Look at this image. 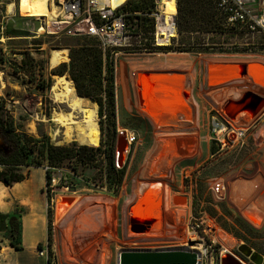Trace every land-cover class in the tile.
<instances>
[{
  "label": "rangeland",
  "instance_id": "rangeland-1",
  "mask_svg": "<svg viewBox=\"0 0 264 264\" xmlns=\"http://www.w3.org/2000/svg\"><path fill=\"white\" fill-rule=\"evenodd\" d=\"M128 1L131 0L116 3V6ZM54 2L58 14V0ZM9 3L15 5L14 13L1 12V7L8 11ZM18 3V0H0V117L6 123L13 121L17 133L50 140L58 146L76 142L78 145L99 147L101 140L108 141L112 133L106 129V121L99 115V106L92 100L80 97L86 112L94 114L100 130L96 146L82 142L76 136H65V129H59L53 122L54 118L72 112L70 100L57 99L52 87L58 77L73 84L68 74L59 76L54 71L63 63L69 64L70 48L76 45L75 39L45 34L36 40L41 46H33L30 31L39 22H36L35 17L22 16ZM168 4L169 0H155V11H166ZM123 5L117 9L121 10ZM120 12L126 13L123 10ZM62 16H59L58 21L64 20ZM141 17L153 19L149 15ZM38 18L42 22L55 20L51 16ZM135 25L130 27L131 34L133 29L139 32L136 31V35L126 41V46L118 50L115 67L116 132L117 136H125V153L120 167L117 164L119 168L126 169L121 188L115 193L110 191L106 177L108 161L103 153H97L93 167L73 168V163L65 162L61 167L52 169L51 185L55 184L52 188L46 185L44 168L31 171L27 184L29 191L32 190L34 202L41 212L46 211L47 224L48 218L51 221L52 245L56 248L54 250L51 247L53 262L117 264V255L122 250L182 247L179 244L186 240L187 225L200 220L215 224L229 235L221 236L229 246L245 244L264 257V110H258V114L250 113V117H245L248 116L245 113L248 109L228 114L227 119L233 125L249 128L245 138L234 149L217 153L209 137L210 118L218 112L223 115L229 110L227 107L232 106L235 95L253 99L247 104L264 103V81L260 79V85L245 76L232 84L217 85L208 80L206 75L209 65L264 66V54L251 52L259 51L257 42L261 34L243 38H203L204 43L222 44L221 47L228 50L249 49L248 53L243 54L179 53L175 48L181 47L183 41L178 34L172 41V49L148 53L146 48L150 45L147 39L152 47L155 46L150 36H144L142 30H138V25ZM54 50L66 51L67 60L57 67H52L50 63ZM25 54L35 60L36 66L33 70H25L28 72L16 73V70H20L19 63ZM2 58L4 60L1 63ZM157 73L184 77L185 98L181 100L187 105L190 114L185 120L177 119L170 126L160 125L143 108L140 76ZM63 88L60 85L57 91L62 92ZM224 88L230 92L220 91ZM81 120L83 115H80ZM165 141L172 149L171 164L151 166ZM211 148L215 149L214 154ZM12 150L0 135V154L7 155ZM21 171L28 174L30 169L23 168ZM216 182L224 185L220 193L212 190ZM63 186L72 189V193H66L69 195L67 197L60 196L65 194L61 190ZM47 196L50 199L58 196L53 208L50 207L51 201L47 200L46 204ZM64 198H73V203H64ZM183 198L186 200L182 201ZM132 203L134 205L129 211ZM59 205L68 209H59ZM139 207L142 211H135ZM250 208L259 209L262 220H253L246 213ZM62 211L65 213L59 215L58 212ZM235 218L246 226L236 223ZM139 228L143 230L139 231ZM33 230L36 238L44 236V229L39 222L34 224ZM145 230L146 234H143ZM161 231L162 235L155 237ZM16 237L19 239V234ZM13 239L9 228L0 225V264L15 262V258H8L9 253L18 251L10 244ZM36 251L38 254V249ZM236 263L241 264L238 261Z\"/></svg>",
  "mask_w": 264,
  "mask_h": 264
},
{
  "label": "trees",
  "instance_id": "trees-1",
  "mask_svg": "<svg viewBox=\"0 0 264 264\" xmlns=\"http://www.w3.org/2000/svg\"><path fill=\"white\" fill-rule=\"evenodd\" d=\"M123 1L125 0H112V3L115 6L116 3H122ZM169 4L175 5L173 0H169ZM176 8L177 32L178 35L182 37L183 41L181 47L175 48L176 52L198 54H243L249 52V49L246 48L228 50L222 48V44L209 43L211 45H219L218 47H213L207 46L208 43H204V39L210 36L211 39L225 37L243 38L245 36L244 34L226 31L224 29L223 24L225 17L219 13L216 0H176ZM121 10L126 11L125 14L129 15L127 16V22L130 27H134V25L137 24L139 27L138 30H142L141 33L144 36H150L149 34L154 30V20L149 17H141L140 15L148 16L153 13L155 11V0H131L124 3ZM1 12L6 13L7 10L5 11L4 8L1 7ZM1 29L3 30V28ZM133 30L135 32L132 31V35L135 36L137 30ZM260 34L261 37L257 42L260 47L259 51H251L252 53L264 54V33ZM10 37L14 38L15 36ZM32 38V40H34L33 46L39 48L41 43L36 41L38 38ZM74 39L76 45L70 48L69 64L63 63L59 65L54 71V74L59 76L68 74L78 96L88 98L99 106V115L101 119L106 121V129L111 130L112 136L108 141H103L102 139L100 146L97 148L78 145L76 142L58 146L51 143L50 140L36 139L23 133L19 134L15 130L13 121L6 123L0 117V135L5 138L6 143L13 149L7 155L0 154V166L2 167L0 171V183L5 187H12L14 184L21 183L27 179L29 173L24 174L21 171L23 168H44L46 185L49 186L53 178L52 169L61 167L65 162L73 163V168H75V166L93 167L96 162L97 153H103L107 158L108 165L106 177L108 179L110 191H112V193L118 192L123 184L126 169L117 166L115 155L118 136L115 123L116 74L114 61L111 59L109 53L104 55L95 39L88 37H75ZM149 39H151V37H149ZM147 42L150 45L148 49L146 48L148 53L155 52V50L172 49L171 46H169L170 48L152 47L148 39ZM199 45L202 47L198 48ZM118 50L119 49H115L114 51L118 52ZM29 56V54L23 56L19 63L20 70H16V73L20 71L28 72L25 71L27 69L33 70V67L36 66L35 60ZM2 60L4 59H1V63L3 62ZM42 88H44L43 85ZM101 132L103 133V128H101ZM211 152L214 154L215 149L211 148ZM47 200L50 202L51 199L49 196H47ZM227 214L233 218L231 213L227 212ZM234 221L242 226L245 225V223L238 218H235ZM19 229L20 223L17 219L15 217L10 218L9 231L14 238L10 244L16 250L21 251L22 247L19 240ZM17 234H19V239L16 237ZM47 240L49 247L47 264H52L51 221L49 218L47 224ZM42 247V244L38 245L39 249Z\"/></svg>",
  "mask_w": 264,
  "mask_h": 264
},
{
  "label": "built area",
  "instance_id": "built-area-1",
  "mask_svg": "<svg viewBox=\"0 0 264 264\" xmlns=\"http://www.w3.org/2000/svg\"><path fill=\"white\" fill-rule=\"evenodd\" d=\"M173 1L175 3L173 12L155 11L149 14L154 20V30L149 35L155 47H169L177 37V8L176 0ZM216 3L219 13L225 17L223 27L226 31H233L245 36L264 33V8L259 11L256 8L255 0H216ZM58 5L60 11L55 20L42 22L40 18L35 17L36 22L39 23L36 27H32L30 34L35 38L45 34L65 35L72 38H93L98 42L104 55L106 53L111 55L116 67L119 54L114 50L126 46V41L132 37L127 22L129 15L121 13L117 7L106 3L105 0H58ZM61 15L64 20L58 21ZM27 27L30 30V26ZM207 46L218 47L219 45L208 43ZM248 130L249 128L233 125L219 112L210 118L209 137L215 145L217 153L234 149L236 144L245 138ZM54 186L55 184L50 187ZM61 190L65 192L60 195L63 197L69 196L66 193H72V189L65 186ZM212 190L216 193L222 192L224 190L223 183H214ZM57 198L58 196L51 198L52 208L54 204L56 205ZM186 234L185 242L179 245L196 250L199 253V264H221L222 259L226 256H231L241 264L246 261L238 251L240 245L229 248L223 244L220 240L221 234L222 236L229 235L221 231L215 224L207 223L205 220L189 222ZM47 246L48 244L41 249L38 248V255L48 261L49 247Z\"/></svg>",
  "mask_w": 264,
  "mask_h": 264
},
{
  "label": "bare ground",
  "instance_id": "bare-ground-1",
  "mask_svg": "<svg viewBox=\"0 0 264 264\" xmlns=\"http://www.w3.org/2000/svg\"><path fill=\"white\" fill-rule=\"evenodd\" d=\"M18 1H19V8L21 14L24 17H28V16L57 17V12H56L57 8L54 5L55 3L54 0H18ZM105 2L110 3L113 7L116 6L113 5L112 0H105ZM14 8L15 5L13 3L8 4V11L10 13L14 11ZM174 10H175V5L168 4V9L165 12L169 13V12H173ZM66 60L67 57L65 50H54L50 57V63L52 67H57L62 61H66ZM235 69L237 70V68L231 66L209 65L210 81L217 83V85L221 83L225 84V81H228V79H230L228 78L227 73L234 72ZM251 69H253L256 74L254 75L252 73H249V75L246 76L245 78H250L253 80V82L257 84H260L261 81L260 79L264 81V69L249 68V70ZM140 79H141L140 80L141 93L143 96L142 97L143 108L146 110L147 114L153 116V118L157 121L158 124L164 126H170L171 124H175V122H177V119L179 121V119L185 120L187 116L189 117L190 115L189 109L187 105L181 100L185 98V93H184L185 90L183 88L185 86L183 83L184 77L182 75L172 74V73L161 74V75L141 74ZM60 85L64 87L62 92L57 91ZM220 91H226L228 93L230 92L227 88H224L223 90ZM52 92L54 93V96L57 99L68 98V100H70L71 102L69 105V108L72 110L71 113L62 114V116H60L59 118L56 119L54 118L53 122L57 125V127L59 129H65V136L67 137L76 136L82 142H86L91 146H96L99 143L100 130L98 128L96 120L94 119V114H89L84 109V104L83 102H80L81 98L80 96H78L73 84L65 80L63 77H58L55 84L52 87ZM235 97L236 98L231 102L232 106L228 105L227 108L229 110H226V112H224L223 114L224 115L223 117L226 119L228 118V114L232 115L234 112L236 113V111L242 112V110L248 109L245 113L250 117L252 113L254 112L259 113L258 110H260V112L264 110V103L262 102L247 104L253 99L249 97L241 98L236 95ZM80 115H83V120L81 121H80ZM163 143L164 145L162 144L163 146H161V150L158 151L151 166L154 165V167H158L160 164L162 165V163H166V165L171 164L170 161L172 160L171 158L172 149L170 148L169 144L166 141ZM118 153L121 157H123L125 153V149L124 151H120V152L118 151ZM152 172L156 173L157 170H154ZM185 200L186 199L184 198L182 199V201ZM58 208L68 209L60 205L58 206ZM256 209L257 208H250L246 210V213L253 220H259L262 218L261 213L258 212L259 209L257 210ZM64 213L65 212L63 211L58 212L59 215H63ZM262 214H264V208L262 210ZM221 236H220V240L223 242L224 245L230 248L231 246L226 244V242L222 240ZM223 237H228V236L223 235ZM226 257L231 259L230 256H226ZM234 262L236 263V261Z\"/></svg>",
  "mask_w": 264,
  "mask_h": 264
},
{
  "label": "crops",
  "instance_id": "crops-1",
  "mask_svg": "<svg viewBox=\"0 0 264 264\" xmlns=\"http://www.w3.org/2000/svg\"><path fill=\"white\" fill-rule=\"evenodd\" d=\"M256 8L260 11L264 8V0H255ZM15 11V8H14ZM14 11L11 13L13 14ZM9 13V11H7ZM34 168H31L29 171V176L27 179L21 183L14 184L12 187H5L2 183H0V225L4 226V228H9V219L15 217L17 221L20 223V242H21V251H15V253H9L8 258L14 259L15 262L11 264H47V260L45 258L39 257L36 249H38V245L42 244V246H46L47 243V213L45 210L41 212V209L34 202L32 197V190L29 191L28 182L30 180L31 171ZM45 171V169H43ZM47 204V199H46ZM132 205L129 207V211ZM142 211L141 207L136 208L135 211ZM129 211L127 212L129 214ZM128 217V215H127ZM39 222L42 224L44 229V236L42 238H36L34 235L33 226ZM142 223L139 222L141 226ZM141 229V230H140ZM137 230V229H136ZM142 231V228L138 229ZM33 232V234H32ZM146 234V230L143 232ZM142 235V232L140 233ZM162 235V231L159 232L156 236ZM48 247V246H47ZM55 250V245H52ZM11 249H13L11 247ZM52 249V250H53ZM1 252V251H0ZM52 264H55L52 262Z\"/></svg>",
  "mask_w": 264,
  "mask_h": 264
},
{
  "label": "water",
  "instance_id": "water-1",
  "mask_svg": "<svg viewBox=\"0 0 264 264\" xmlns=\"http://www.w3.org/2000/svg\"><path fill=\"white\" fill-rule=\"evenodd\" d=\"M231 66L237 68L234 72L227 73L228 81H225V84H232L241 80L245 76H248L249 73L256 74L253 69L249 68H262L264 66L258 64H234V65H223ZM169 74V73H163ZM171 74V73H170ZM145 75H161L157 74H145ZM207 79H210V70L209 66L206 69ZM224 84V83H223ZM258 114V113H256ZM249 117V116H245ZM256 117V115H255ZM248 128V127H246ZM125 136L121 134L117 138V152L122 151L125 147ZM117 164L120 165L122 162V157L117 153L116 156ZM73 198H64L62 201L67 204L73 203ZM137 200V199H136ZM131 210V209H130ZM238 251L245 257L249 258L255 264H261L262 256L255 252L248 245H241ZM117 264H199V253L196 250H193L189 247H178V248H166V249H132V250H122L117 255ZM221 264H236L232 259L224 257Z\"/></svg>",
  "mask_w": 264,
  "mask_h": 264
},
{
  "label": "flooded vegetation",
  "instance_id": "flooded-vegetation-1",
  "mask_svg": "<svg viewBox=\"0 0 264 264\" xmlns=\"http://www.w3.org/2000/svg\"><path fill=\"white\" fill-rule=\"evenodd\" d=\"M245 257V256H244ZM264 257L262 256V262H261V264H264V259H263ZM245 262H242L243 264H255V263H253L249 258H247V257H245Z\"/></svg>",
  "mask_w": 264,
  "mask_h": 264
}]
</instances>
